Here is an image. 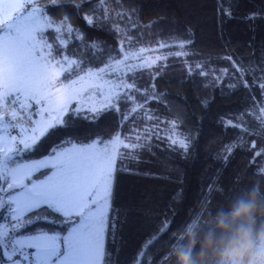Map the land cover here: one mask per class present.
Segmentation results:
<instances>
[{
  "label": "trees",
  "instance_id": "1",
  "mask_svg": "<svg viewBox=\"0 0 264 264\" xmlns=\"http://www.w3.org/2000/svg\"><path fill=\"white\" fill-rule=\"evenodd\" d=\"M36 4L49 18L60 21L67 16V23L79 29L81 38L64 31L58 40L51 29L44 36L57 58L68 55L85 70L96 71L119 61L125 52L141 49L162 57L151 68L126 75V82H134L138 91L132 100L117 101L119 111L105 112L95 123L79 120L71 129L51 128L31 150L15 157L21 162L52 155L70 138L107 139L119 132L126 142L137 143L141 136L138 143L143 146L121 149L133 154L115 162L111 205L120 208L122 216L126 213L127 220L118 225L115 243L111 227L106 232L111 264H162L175 243L173 233L195 216L213 214L240 189L259 185L264 190V124L257 115H264V0H108V20L96 0L79 9L66 3L53 7L43 0ZM120 11L125 12L123 18L116 15ZM251 14L255 18L249 19ZM86 15L100 18L95 27L87 24ZM179 41L186 44L185 55L175 54ZM233 61L245 69L242 78ZM60 80L65 81V75ZM133 104L143 108L130 113ZM173 135L186 138L187 152L171 142ZM48 172L42 170L33 179ZM49 215L55 223H35L15 235H64L77 222V217L64 223L63 217ZM165 225L167 231H162ZM157 233L159 239L145 248Z\"/></svg>",
  "mask_w": 264,
  "mask_h": 264
},
{
  "label": "snow or ice",
  "instance_id": "2",
  "mask_svg": "<svg viewBox=\"0 0 264 264\" xmlns=\"http://www.w3.org/2000/svg\"><path fill=\"white\" fill-rule=\"evenodd\" d=\"M43 2L53 7L66 3L79 9L89 0H80L79 3H76V0ZM96 2L104 11V19L108 20V0ZM226 14L231 16L228 10ZM116 15L123 18L125 12L120 11ZM253 18L255 14L249 16V19ZM99 19L84 16L87 24L93 27L97 25ZM68 20L67 16L60 21L49 18L38 8L36 0H0V109H2L0 133L3 134L0 135V181L4 182L0 184V191L5 190L4 185L13 193L16 189H21L19 193L10 195L7 199L0 198V209L6 211L13 221L11 228L0 226V250H7L5 259L12 264H15L13 259L15 256L24 255L25 247L36 249L38 264H111V250H106L105 247L106 232L111 227L112 240L115 243L118 225L127 220L126 213L122 216V210L111 205L113 174L116 159L133 154L131 151L123 152L121 149H136L143 146L138 143L141 140L140 135L136 137L137 143L126 142L127 138H122L119 132L107 139L102 135H96L95 138L86 141L70 138L54 149L48 160L15 168L9 166L10 163H15L14 154L30 150L39 135H43L48 129L60 125L71 129L74 122L79 120L95 123L105 112L119 111L118 100H132L133 91H138L135 89V83H126L123 79L118 83H109L105 79L107 73L121 72L123 75L139 68H151L162 58L145 57L144 52L148 50L141 49L138 52H125L123 59L96 71L85 70L76 59H71L68 55L60 53V57L57 58L53 54V46L47 43L44 36V33L51 29L57 34L58 40L63 37L64 31L70 35L75 32L77 38H81L79 29H73L71 24L67 23ZM63 46L66 47V43ZM91 46L96 47V43L93 42ZM176 47L180 49L176 55L186 54L183 51L186 47L185 42H177ZM131 60H140L141 63H128ZM233 65L236 71L241 73L242 78L245 72L243 66L236 61H233ZM61 75H65L66 83L60 81ZM200 75L207 73L201 72ZM255 82L254 79L253 83ZM243 86H248L246 81ZM260 86L264 88V81ZM105 88L108 91L106 95L101 93L104 95L103 103L97 105L79 102L90 89ZM73 102H76L75 107L72 106ZM33 103L39 105L47 116L38 127L32 129L30 135L25 136L23 132L27 129H23V120ZM142 108L143 105L133 104L129 111L136 113ZM260 112L264 113V106ZM65 115L68 116V120L64 119ZM257 115L264 124V115ZM146 118L153 117L146 114ZM12 121L19 122L22 128L19 139L12 137L8 131L17 126ZM175 126L176 121H173V133ZM232 126L238 127L239 124ZM243 131L249 130L245 128ZM169 139L187 152L190 145L186 138L173 135L169 136ZM42 168H55L56 172L47 180L32 183L31 187H28L24 181L31 180V172ZM179 195L177 193V198ZM50 213L63 217L64 223H71L73 217L80 219L63 238L48 235L46 232H39L27 241L10 236V232H17L35 223H55V217H50ZM202 219L199 214L195 216L192 220L193 226ZM162 231H167L166 225ZM159 235L160 233L154 234L146 242L145 248L154 244ZM61 239L64 244L63 251L58 243ZM169 262V257L162 258V264Z\"/></svg>",
  "mask_w": 264,
  "mask_h": 264
},
{
  "label": "clouds",
  "instance_id": "3",
  "mask_svg": "<svg viewBox=\"0 0 264 264\" xmlns=\"http://www.w3.org/2000/svg\"><path fill=\"white\" fill-rule=\"evenodd\" d=\"M202 221L178 229L170 264H264V190L259 185L233 193Z\"/></svg>",
  "mask_w": 264,
  "mask_h": 264
},
{
  "label": "rangeland",
  "instance_id": "4",
  "mask_svg": "<svg viewBox=\"0 0 264 264\" xmlns=\"http://www.w3.org/2000/svg\"><path fill=\"white\" fill-rule=\"evenodd\" d=\"M36 2H37V0H36ZM129 53H131V52H129ZM155 53H156L155 51L148 50V51L144 52V56L148 57V58H151V59H155V57H154ZM121 59H123V57ZM128 63H130V64H139V63H141V61L140 60H131V61H128ZM128 73H130V72H126V73H124L122 75L121 72H109V73H107L105 75V79L108 80L109 83H118L120 79H123L126 82V75ZM62 82H65V81H62ZM107 91H108L107 88L101 89V90L90 89L89 93L85 94V98L81 99L79 102L81 104L94 103V104L99 105V104L103 103V100H104V95H102L101 93L106 95ZM72 106L75 107L76 106V102H73ZM0 110H2V109H0ZM46 116H47V113L44 112L39 105H36V104L33 103L32 108L28 110V112L26 113L25 118L23 120V129H27V131L23 132V134L25 136L30 135L31 132H32V129L38 127L40 125L41 121L46 118ZM12 123L16 124L17 126L13 127V128H10L8 131H9V133H10V135L12 137H15V138L19 139L20 138V134L22 132V128L20 127L19 122L12 121ZM44 134L43 135H39V138L37 139L36 143L44 136ZM0 135H3V134L0 133ZM4 138L7 139V136H5ZM27 151L28 150L21 151L18 154H14L13 155V160L15 161V163H10L9 166L15 168V167H18V166L32 165V164L38 163L40 161L48 160L52 156V155H48V156H44V157H42L40 159L25 160V161H21V162H17L15 160L16 159L15 157H20L24 153H26ZM46 169H49V172L44 178L38 179V180L33 179V175H35L36 173H38V172H40L42 170H46ZM54 172H56L55 168H42V169H40L38 171H33V172H31V180H25L24 183L28 187H31L32 183H40L43 180H47L48 177L51 176ZM0 184H4V182L0 181ZM4 187H5V190L4 191H0V198L7 199L8 196L13 195L15 193H19L21 191V189H16L15 193H13V192H9L7 190L6 185H4ZM79 219L80 218L77 217V221ZM12 223H13V221L10 220L9 214L6 211L0 209V226H6L8 228H11V224ZM74 225H76V222L70 227L72 228ZM71 228L64 235H58V234H53V235L59 236L61 238L66 237L68 235L69 231L71 230ZM9 234H10V236H14V237H16V238H18L20 240H25V241H27L30 237L34 236V235L16 236L15 232H10ZM58 243H59V247H60L61 251H63L64 250V244L62 242V239ZM0 252L3 253V254H0V264H12V262L7 261L5 259V255H6L7 250H0ZM23 252H24L23 256L18 254L17 256H15L13 258L14 261H15V264H38L37 259H36V249L25 247L23 249Z\"/></svg>",
  "mask_w": 264,
  "mask_h": 264
}]
</instances>
